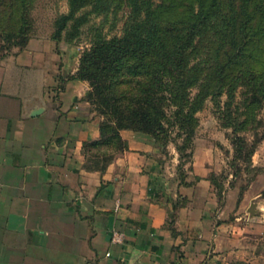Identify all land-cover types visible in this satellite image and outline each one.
<instances>
[{"label": "crops", "instance_id": "0c3cea01", "mask_svg": "<svg viewBox=\"0 0 264 264\" xmlns=\"http://www.w3.org/2000/svg\"><path fill=\"white\" fill-rule=\"evenodd\" d=\"M74 71L72 47L50 38L0 58V264H264L263 172L219 201L211 153L193 150L181 181L130 130L125 150L86 168L99 119Z\"/></svg>", "mask_w": 264, "mask_h": 264}, {"label": "trees", "instance_id": "16d2710c", "mask_svg": "<svg viewBox=\"0 0 264 264\" xmlns=\"http://www.w3.org/2000/svg\"><path fill=\"white\" fill-rule=\"evenodd\" d=\"M66 3V14L55 19L54 40L68 22L73 32L64 41L77 34L85 18L76 13L84 7L102 13L115 3L125 9L120 34L96 36L72 76L89 82L84 100L101 114L97 139L82 144L86 168H97L126 149L120 130L147 135L162 145L180 139L174 148L181 157L190 148L195 113L207 98L220 109L223 127L233 129L235 121L240 128L246 120L237 119L243 114L239 109L264 107V0ZM25 43L22 38L18 49ZM6 54L0 52V58ZM234 140L244 143L240 136ZM251 152L252 147L246 155ZM208 180L219 199L220 191Z\"/></svg>", "mask_w": 264, "mask_h": 264}, {"label": "rangeland", "instance_id": "374dc122", "mask_svg": "<svg viewBox=\"0 0 264 264\" xmlns=\"http://www.w3.org/2000/svg\"><path fill=\"white\" fill-rule=\"evenodd\" d=\"M90 10L87 6L76 13L77 16L83 14L85 20L78 26L77 34L68 42L64 41V37L67 33L73 32L71 23L68 22L59 33V41L67 43L74 50L75 71L80 55L89 48L96 36L110 37L119 35L121 31L124 8L120 9L112 3L106 12L95 13ZM66 12V0H0V46L3 48L0 52L8 54L18 49L22 38L26 42L31 38L52 39L55 19ZM20 32L23 37L20 36ZM81 81L85 82L88 91L89 82ZM239 98L240 96L236 94V101ZM224 99V96L219 98L220 102ZM90 108L101 121L97 106L91 104ZM231 109L234 110L233 107ZM239 110L243 114L237 119L239 121L246 119L241 127L238 128L236 124L238 121L234 122L235 129L223 127L220 109L211 99H205L200 110L195 113L196 125L187 153L179 157L175 151L174 144H178L180 139H169L163 145L158 141L154 143L158 164L170 173L174 171L182 181L192 171L193 150L200 148L202 152L211 153V163H206L208 168L206 176L207 180L210 179L213 183L215 190L220 191L219 201L223 198L224 189L234 187L241 191L257 173L263 172L264 177V107ZM231 117H236L235 112L232 111ZM235 135L243 138L244 143L241 146L234 140ZM250 147L252 152L246 155ZM113 157L114 154L109 159L112 160ZM107 161L105 158L102 163ZM190 177L193 178L192 175ZM262 193L264 198V189ZM261 212L264 213V202Z\"/></svg>", "mask_w": 264, "mask_h": 264}, {"label": "built area", "instance_id": "2783aa9c", "mask_svg": "<svg viewBox=\"0 0 264 264\" xmlns=\"http://www.w3.org/2000/svg\"><path fill=\"white\" fill-rule=\"evenodd\" d=\"M123 241V233L118 230H111L109 234V242L111 244H120ZM108 255V253H106Z\"/></svg>", "mask_w": 264, "mask_h": 264}, {"label": "water", "instance_id": "95a60500", "mask_svg": "<svg viewBox=\"0 0 264 264\" xmlns=\"http://www.w3.org/2000/svg\"><path fill=\"white\" fill-rule=\"evenodd\" d=\"M254 205H255V204H254L253 202H251V203L249 204L248 209H247V213H248L249 215H253V214H255V212L253 211Z\"/></svg>", "mask_w": 264, "mask_h": 264}]
</instances>
